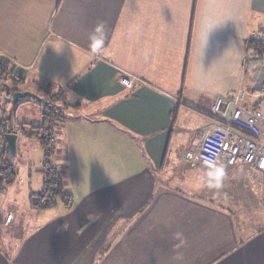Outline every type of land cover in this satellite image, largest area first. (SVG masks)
<instances>
[{
	"label": "crops",
	"instance_id": "crops-1",
	"mask_svg": "<svg viewBox=\"0 0 264 264\" xmlns=\"http://www.w3.org/2000/svg\"><path fill=\"white\" fill-rule=\"evenodd\" d=\"M241 27H253L245 42L264 29V0H0V73L65 91L55 165L71 197L35 210L0 264H264V226L241 228L229 209L242 169L261 171L185 157L225 128L217 100L242 90L204 81L222 66L214 80H238Z\"/></svg>",
	"mask_w": 264,
	"mask_h": 264
},
{
	"label": "rangeland",
	"instance_id": "rangeland-1",
	"mask_svg": "<svg viewBox=\"0 0 264 264\" xmlns=\"http://www.w3.org/2000/svg\"><path fill=\"white\" fill-rule=\"evenodd\" d=\"M253 27H241V36L239 41V78L228 80L217 79L210 76L211 74L222 72L221 69H226L225 66L213 69L211 74L206 77V87L216 92H220L226 87L234 88V90L247 89L248 86L255 84L254 76L258 72L257 67L263 68L264 60H255L254 56L255 48L254 44L250 42H245L250 36ZM258 58V57H257ZM209 68L214 65H208ZM261 72V71H260ZM203 83V81H202ZM30 86H23L18 80V77L11 76L7 72L0 73V119L11 118L12 124H25V122L35 125L40 122V116L37 114L39 110V105L35 103L34 100L30 98L22 99V103L17 105L12 104V98L14 90L17 92H31L26 91ZM30 90V89H29ZM56 91L55 93H58ZM33 93V92H32ZM43 94L44 98H47V93L42 92L36 93V95L41 96ZM53 94V93H52ZM46 96V97H45ZM210 97V96H208ZM261 110L264 112V96L262 97ZM71 106H72V102ZM62 105V104H61ZM32 107L35 110H32ZM208 117L201 116V119H207ZM24 127L29 130L28 126ZM20 139L17 144V154L14 157H10V162L13 165L17 173L16 181L9 186L4 192L0 193V246L7 248L8 242L5 239H9L8 236L16 231L18 234L24 236L27 232L25 228V223L29 218L37 217V211L32 212L30 210V200L29 195L33 191L40 190L39 185L43 184V175L41 170L44 167V151L41 144L37 140L24 139V137L19 133ZM3 147V143L0 141V152ZM57 160V155L54 156V162ZM59 170L62 169L61 166H57ZM247 169V168H246ZM245 168L242 169L243 179L239 186L240 200L234 202L233 206L229 209L236 214V218L240 222L242 227H250V229L261 228L264 226V190H261V183L264 179V171L257 172L253 171L251 168L247 171ZM252 170V174H251ZM41 188V187H40ZM253 194V195H252ZM255 194V195H254ZM59 205L62 206V202L59 201ZM9 212H13L16 216V220L7 228V226H2L5 222V216ZM12 215V214H9ZM8 215V216H9ZM7 216V218H8ZM7 218L5 221H7ZM14 219V218H13ZM12 219V220H13ZM11 220V221H12ZM10 221V222H11ZM7 221V223H10ZM6 237V238H5Z\"/></svg>",
	"mask_w": 264,
	"mask_h": 264
},
{
	"label": "built area",
	"instance_id": "built-area-1",
	"mask_svg": "<svg viewBox=\"0 0 264 264\" xmlns=\"http://www.w3.org/2000/svg\"><path fill=\"white\" fill-rule=\"evenodd\" d=\"M248 42H264V29L253 31ZM121 83L126 87L133 86V80L127 77H122ZM263 96L264 77L254 86L238 91L228 102L219 98L213 114L225 128L208 130L199 146L187 152L186 159L211 169L225 163L228 166H253L264 171V112L261 108L250 109L243 105L249 98ZM12 219L13 215H9L7 221Z\"/></svg>",
	"mask_w": 264,
	"mask_h": 264
},
{
	"label": "trees",
	"instance_id": "trees-1",
	"mask_svg": "<svg viewBox=\"0 0 264 264\" xmlns=\"http://www.w3.org/2000/svg\"><path fill=\"white\" fill-rule=\"evenodd\" d=\"M250 43L254 44L258 59L264 60V42ZM15 92H17V90H14V93ZM45 99L47 101L46 105L34 100L36 104L42 107V122L40 125L35 126L29 123L14 125L11 123V118L0 119V141L3 143L0 152V193L4 192L17 179L16 170L10 162L6 135L16 134L20 136L19 133H21V135L27 139L39 141L45 155L43 163V189L38 193L33 192L30 195L31 210L54 209L59 205V201H63L67 208L70 209L71 197L67 196L64 179L54 162V156L57 152L56 132L68 115V100L65 97L64 90L54 94L51 93L47 95ZM22 102L21 100L17 105ZM17 105H15V107ZM24 125L28 126L29 130H27Z\"/></svg>",
	"mask_w": 264,
	"mask_h": 264
},
{
	"label": "water",
	"instance_id": "water-1",
	"mask_svg": "<svg viewBox=\"0 0 264 264\" xmlns=\"http://www.w3.org/2000/svg\"><path fill=\"white\" fill-rule=\"evenodd\" d=\"M26 98H30L37 102L44 103L45 105L47 104V101L45 98L40 97L32 92H24V93L16 92L13 95L12 104L17 105L22 99H26ZM17 139H18V135L16 134L6 135V141H7L10 157H14L17 154Z\"/></svg>",
	"mask_w": 264,
	"mask_h": 264
}]
</instances>
